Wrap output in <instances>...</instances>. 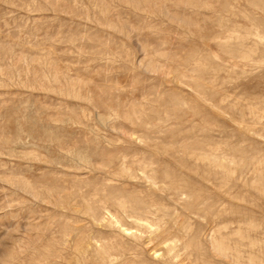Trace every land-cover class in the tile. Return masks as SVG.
I'll return each instance as SVG.
<instances>
[{
    "label": "rangeland",
    "instance_id": "374dc122",
    "mask_svg": "<svg viewBox=\"0 0 264 264\" xmlns=\"http://www.w3.org/2000/svg\"><path fill=\"white\" fill-rule=\"evenodd\" d=\"M0 264H264V0H0Z\"/></svg>",
    "mask_w": 264,
    "mask_h": 264
},
{
    "label": "bare ground",
    "instance_id": "6f19581e",
    "mask_svg": "<svg viewBox=\"0 0 264 264\" xmlns=\"http://www.w3.org/2000/svg\"><path fill=\"white\" fill-rule=\"evenodd\" d=\"M238 261H239V259H238Z\"/></svg>",
    "mask_w": 264,
    "mask_h": 264
}]
</instances>
